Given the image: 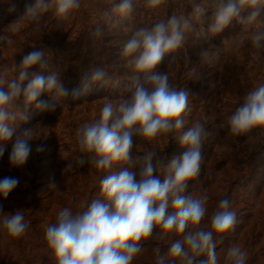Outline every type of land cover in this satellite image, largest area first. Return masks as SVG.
<instances>
[{
	"label": "clouds",
	"instance_id": "clouds-1",
	"mask_svg": "<svg viewBox=\"0 0 264 264\" xmlns=\"http://www.w3.org/2000/svg\"><path fill=\"white\" fill-rule=\"evenodd\" d=\"M163 3L164 0H147L150 8ZM80 6L81 0H35L26 5L21 19L35 21L48 11H53L58 19H64ZM132 11L133 0H114L104 17L111 22L113 17L127 18ZM262 12L264 0H215L207 33L220 34L234 23L239 24L248 35L237 36L235 47L239 49L248 40L257 54H262L264 28L259 26ZM206 13L207 10L198 3L192 16L200 20ZM19 20L9 27L18 30ZM191 27L190 19L173 15L151 28L138 29L124 45L122 55L134 57L137 73L131 95L118 104L105 103L99 118L79 130L80 150L90 154V162L98 169H110L114 163L131 164L134 135L151 140L161 133L183 128L182 116L188 110L189 90L174 88L169 82V73L158 69L166 56L183 45ZM101 33L102 29L98 27L96 35ZM200 59L208 61L209 51L202 50ZM37 66L39 70L29 77V70ZM46 66L45 52L34 50L23 56L16 78L7 80L5 74H0V158L10 142L8 163L12 168L26 165L33 152L35 131L40 127L37 125L16 133L14 123L18 118L27 119L23 113L11 111L21 96L26 106L35 105L36 109L44 111L55 106L41 99L44 94H54L51 96L54 101L56 97L80 100L94 85L106 82L105 70L96 68L81 79L78 87L69 90L56 74H44L42 70ZM189 75L197 76L195 66ZM227 123L235 135L255 128L264 129V83L244 97ZM207 135L204 125L198 121L184 131L179 137L184 151L168 164L163 178L155 174L158 166L163 165L154 159L155 152L148 151L138 158L141 162L138 171L133 170L134 165L122 167L101 179L104 200H93L86 210L75 214L70 208L61 209L56 221L45 230L47 244L53 250L57 264H131L142 250L141 241L150 238L157 226L182 236L168 249V255L179 264H219L217 239L222 242L223 234L234 229L237 213L229 209L228 200H222L219 210L211 217L210 229L206 230L200 225L207 212L208 195L195 198L185 195L189 183L200 175L202 147ZM35 149L43 152L44 145L37 144ZM86 162L89 161L84 158L78 160L81 166ZM19 183V177L15 176L0 179V199L6 200ZM49 186L58 189L54 180ZM170 208L175 211L170 213ZM24 212L21 209L8 214L0 208V227L10 238H19L28 229ZM202 256L206 258L198 261ZM247 259L248 253L237 244L228 248L224 264H247ZM157 264H164L162 255H158Z\"/></svg>",
	"mask_w": 264,
	"mask_h": 264
},
{
	"label": "rangeland",
	"instance_id": "rangeland-1",
	"mask_svg": "<svg viewBox=\"0 0 264 264\" xmlns=\"http://www.w3.org/2000/svg\"><path fill=\"white\" fill-rule=\"evenodd\" d=\"M133 2L130 16L113 17L111 22L104 17V13L111 6L105 7L99 2L89 11L94 16L89 36L91 51L94 61L104 68L111 62L124 61L116 57L117 53H121L116 47L125 45L132 31L151 28L160 21H167L173 15L190 19L193 26V20L187 16L188 12L192 11L183 5L174 7L165 16L163 5L150 8L147 0ZM24 4L25 0H0L1 34L26 29L23 35L31 39L27 28L30 20L21 19L25 11ZM17 20L19 28L14 31L9 25ZM49 20H53V17ZM259 26L264 28V22ZM98 27L102 29L100 35H96ZM190 30L185 34L183 45L166 56L158 69L169 73V82L174 88L189 90L188 110L182 116L184 126L167 134L161 133L151 140L134 135L131 164L114 163L110 169H98L90 162V154L80 150L78 138L83 125L99 118L105 103L118 104L131 95L134 77L119 79V76L111 74L106 77V82L94 85L80 100L64 102L61 107L52 104V98L44 94L41 99L55 106L42 114L37 113L35 105L26 106L23 96L16 101V107L11 110L16 112L17 109V113L23 111L27 117L20 119L21 122L17 124L14 123L16 133L37 125L40 127L34 134L33 152L23 168L10 167V142L3 158H0V179L15 176L20 180L6 200L0 199V208L4 213L12 214L16 210H26L31 203L36 202L37 210L32 219V229L43 238L41 245L38 248L35 245V249L33 241H28L23 235L10 238L0 227V264H57L52 249L46 259H40L41 262L35 253L38 255L43 250L42 247L48 246L45 238L46 226L56 221L59 211L67 207L75 214L86 210L93 200H104L101 179L120 171L122 167L134 165L133 170L138 171L141 163L138 158L148 151L155 152L154 159L163 165L158 166L155 173L163 178L167 174L168 164L184 151L179 143L180 135L197 121L204 125L208 135L202 147L200 175L189 183L185 195H192L193 198L208 195L207 212L200 225L206 230L210 229L211 217L219 210L222 200H228L229 209L237 213L234 229L223 234L222 242L217 239L219 264H224L228 248L237 244L248 253L247 264H264V129L255 128L248 133L235 135L230 132L227 123L228 118L243 103L244 97L264 83V53L257 54L248 40H245L239 49L235 47L237 36L248 35V31L239 24L234 23V26L220 33L217 38L213 35L205 36L199 42H194L189 36ZM37 38L31 41L30 45L47 54L54 55L55 45L64 47L68 57L79 49V35L72 36L64 46H61L51 33L41 32ZM40 45L44 48L40 49ZM1 49L6 47L0 45ZM202 50L209 51L208 61L200 59ZM4 53L5 57L0 58V73L1 70L3 73H9L7 62L15 55L20 56V53L12 54L9 50ZM125 60V67L134 69V57ZM21 61L22 59L19 65ZM194 66L197 68L196 77L189 75ZM38 70L39 68L36 70L35 67L30 69L29 77ZM42 71L45 75L51 74L46 68ZM108 87L115 89L114 98L111 97ZM37 144L44 145L43 152L36 151ZM80 158L89 162L81 166L78 163ZM68 165L70 166L67 167ZM53 180L58 189L49 186ZM29 197L32 200H29ZM174 211L169 209L170 213ZM15 239L21 242L15 244ZM176 239H182V236H178L174 231L165 232L157 226L150 238L141 241L142 250L134 256L131 264H157L158 255L164 257V264H179L168 255V249ZM205 258L199 257L198 261Z\"/></svg>",
	"mask_w": 264,
	"mask_h": 264
},
{
	"label": "trees",
	"instance_id": "trees-1",
	"mask_svg": "<svg viewBox=\"0 0 264 264\" xmlns=\"http://www.w3.org/2000/svg\"><path fill=\"white\" fill-rule=\"evenodd\" d=\"M99 2L105 7H110L114 0H81L80 8L72 11L68 15V17L64 19H58L53 11L45 12L41 14L38 20H30V22L28 23V34L31 36V39H28L29 37L26 38L23 35L26 29L16 32H6L5 34L0 33V45L6 47V49L0 50V58L5 57L4 52H7V50L12 51V54L20 53V56L15 55L12 59L7 62L6 67L9 69V73H3V70H1L0 74H5L7 80L16 78V76L18 75L17 70L19 68V61L23 58V56L34 50H39L38 48L30 45L31 41L37 40L39 33L46 32L54 34V39H58V43L61 46H64L68 40H71L72 36L79 35V39L77 41L79 49L71 53L69 57L65 55L67 54V50L64 47H58V45H55L56 47L53 50L54 55L45 53V60L47 63L46 69L50 70L51 74H56L58 78L63 81L65 87L69 90L78 87L81 79L86 74H89L96 68L104 69L107 73V76H110L111 74H113V76H119V79H125V77H135L137 75L135 70H131L130 68L128 69L127 67H125V64L127 62L125 59H130L131 57H124L122 55L124 45L116 47V49L121 51V53L116 54V57L122 58V60L124 61L117 60L111 62L107 65V68H104L103 65L94 61L89 40L91 32L90 29H92L93 26L92 17L94 16L89 11L93 5ZM115 2H118V0H115ZM33 3L34 2L32 0H25L24 5L26 7V5ZM198 3L201 4L207 10L205 16L202 17L200 20H197L192 16L194 6ZM162 5L164 6L165 16H167L174 7L178 8L182 5L190 9L189 11H192L188 12L187 16L193 20V26L189 32V36L193 39L194 42H199L200 40H202L203 37L210 36L207 33V27L208 24L211 22V17L213 14L212 12L214 11L215 7V0H164V3ZM50 17H53V20H49ZM261 18L264 22V15H262ZM80 31L82 34L80 33ZM135 32L136 31H132L130 33L127 41ZM219 35L220 34H216L213 36L217 38L219 37ZM83 47L84 51L82 52ZM39 48L41 49L44 47L43 45H40ZM66 57L68 58L66 59ZM129 64L130 66L132 65L131 63H128V65ZM37 68L38 66L35 67L36 70ZM108 89L112 94L111 97L114 98L115 89L113 90L111 87H108ZM52 95L54 94H46L47 97H51ZM42 96L44 98V95ZM72 100L73 99L71 97H56L55 101L52 98V104H57L59 107H61L64 102H71ZM49 110L50 108L44 111L37 109V113L42 114L45 111L48 112ZM16 112H18L17 109ZM22 113L25 114L23 111ZM19 122H21V120L18 118L15 124ZM82 181H86V179H82ZM29 200H32L31 197H29ZM36 208L37 203L34 202L31 203L29 205V208L25 210V221L28 223L29 227L23 234V237L26 238L28 241H33L35 249L36 246L38 248V246L41 245L43 238L37 231L32 229V219L36 215ZM19 242H21V240L15 239V244ZM42 248L43 250L40 251L38 255L37 252L35 253V256L39 260L46 259L51 252V248L49 246Z\"/></svg>",
	"mask_w": 264,
	"mask_h": 264
}]
</instances>
